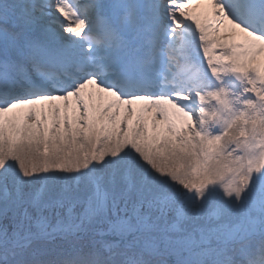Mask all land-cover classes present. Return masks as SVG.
I'll use <instances>...</instances> for the list:
<instances>
[{
  "label": "snow or ice",
  "instance_id": "1",
  "mask_svg": "<svg viewBox=\"0 0 264 264\" xmlns=\"http://www.w3.org/2000/svg\"><path fill=\"white\" fill-rule=\"evenodd\" d=\"M0 264H264V0H0Z\"/></svg>",
  "mask_w": 264,
  "mask_h": 264
}]
</instances>
